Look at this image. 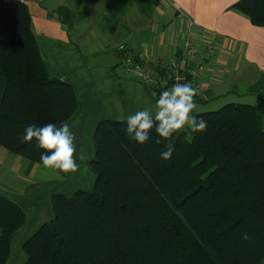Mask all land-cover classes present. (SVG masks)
Segmentation results:
<instances>
[{
  "label": "trees",
  "instance_id": "obj_1",
  "mask_svg": "<svg viewBox=\"0 0 264 264\" xmlns=\"http://www.w3.org/2000/svg\"><path fill=\"white\" fill-rule=\"evenodd\" d=\"M26 1L0 0V147L44 167L43 150L35 138L23 140L24 129L66 121L74 130L82 105L77 85L51 74ZM235 7L264 26V0ZM55 14L70 28L74 14L67 6ZM138 50L123 52L119 69ZM194 101L205 102L197 92ZM261 110L231 102L197 112L208 123L204 132L188 138L180 129L159 144L154 128L139 144L127 135L126 119H102L90 163L97 173L93 189L51 194L53 217L23 242L25 264H264ZM168 143L175 151L163 160ZM14 197L0 195V264H7L26 222Z\"/></svg>",
  "mask_w": 264,
  "mask_h": 264
},
{
  "label": "crops",
  "instance_id": "obj_2",
  "mask_svg": "<svg viewBox=\"0 0 264 264\" xmlns=\"http://www.w3.org/2000/svg\"><path fill=\"white\" fill-rule=\"evenodd\" d=\"M239 1L91 0L90 5V0H60L56 6L43 7L41 0H27L26 4L31 12L33 31L51 74L72 81L78 88L86 86L92 94L103 90L95 87L93 77L96 72L86 73V66L94 64L92 61L102 53L110 55L105 46H112L111 61L116 68L113 69L114 73L105 69L97 74L110 76L115 84L126 91L122 80L125 75L118 67L121 54L129 49L141 48L148 54L160 51L172 56L183 27L188 20H192L215 44L200 83L207 100L194 101L195 104H205L220 96L219 86L222 83H227V89L239 95L256 94L257 91L259 94V90H263L264 26L253 23L249 16L239 11L235 7ZM65 5L74 14L70 28L59 21L55 14L60 6ZM162 44H165L164 49ZM67 51H70L68 55ZM90 74L92 79L87 76ZM103 86L105 89L107 85ZM4 90L5 80L0 76V102ZM214 104L208 107L212 108ZM197 112L202 111L195 106L192 114ZM77 118L73 122L75 128ZM81 128L84 129V123ZM55 171L59 172L27 163L0 147V195L7 193L15 196L26 214V222L17 232L25 229L26 232H35L51 215L50 206L45 212L39 207L41 199L49 198L51 204V194L56 192V188L68 184L64 177L58 186L47 191L46 187L52 183L47 179V174ZM41 189L46 193L38 201L29 197L32 192ZM27 210L38 216L32 217L34 221L30 223L27 222Z\"/></svg>",
  "mask_w": 264,
  "mask_h": 264
},
{
  "label": "rangeland",
  "instance_id": "obj_3",
  "mask_svg": "<svg viewBox=\"0 0 264 264\" xmlns=\"http://www.w3.org/2000/svg\"><path fill=\"white\" fill-rule=\"evenodd\" d=\"M59 1L60 0H45L42 3L41 0L40 4H42L43 7H49L50 5L56 6ZM93 3L94 2H92V5H94ZM77 9H81V7ZM82 10H84L83 7ZM40 42L42 43L43 39H41ZM105 47L108 48V52L110 53V55L107 53H102L92 61V63L94 64L89 65V67L86 66V73L88 71L96 72L94 73L93 77L95 81V87L103 91H96L92 94L91 92H89V89L86 86L78 88V95L80 97L82 109L80 112V117L77 121L78 124L76 125V128H74V126V130L71 129V131L75 135V146L77 151L76 153H74V158L76 159L79 168L76 172L73 173L59 174V172L55 171V173L47 174V179L49 180V182H52L46 187L47 191L54 189L56 186H58L59 183L62 182L64 177L66 178V183L68 184H62L61 186L57 187V193L60 192L64 194H69L73 190L78 189L79 187L85 190H92L97 179V173L94 171V169H92L90 163L94 157L93 140L98 123L102 119L107 118L121 120V117L123 116L124 119H126L128 115L134 114L136 111L139 110L148 109L153 113L156 110V99L151 95L149 88L143 85V83L139 79L134 77L129 78V76H124V74L122 73L124 76L122 80L126 85L124 86L126 91H123L122 87H120V85L118 84H115V80H112L110 76L103 77L102 75L97 74V72L105 69L114 73L113 69L116 68L113 61H111V53L113 52L112 46L109 45ZM69 52L70 51L66 52L67 55ZM91 75L92 74L87 75L89 79H92ZM103 85H107L105 89ZM227 85V83H222L219 86L221 93L220 96L217 97V99L210 98L211 100L209 102H206L205 104H195L197 110H216L222 107L223 105L231 102L256 104L260 109L264 107V85L262 86L263 90H259V94L257 91L256 94L244 93V95H239L237 92L230 91L229 88L227 89ZM206 100L207 96L205 94L204 101ZM213 104L215 106H213L212 108L208 107L209 105ZM261 111L264 112V110ZM83 123L84 129L81 128ZM186 132L187 137L191 138V129H187ZM81 154H83L84 156L83 160L79 158ZM45 193L43 192V189H41L40 191L36 190L35 192H32L29 197H31L34 201H38V198H41V196H43ZM39 207L43 212H45L47 207H49L51 210L49 198H42ZM27 215L28 223L34 221V217H38L34 215V212L33 214H31L29 210H27ZM52 217L53 214L51 213V215L49 216V218L46 219V221H49V219H51ZM26 230L27 229H25V231L17 232L15 234L11 245V256L7 264H25L27 256L22 249V244L34 233L26 232Z\"/></svg>",
  "mask_w": 264,
  "mask_h": 264
},
{
  "label": "clouds",
  "instance_id": "obj_4",
  "mask_svg": "<svg viewBox=\"0 0 264 264\" xmlns=\"http://www.w3.org/2000/svg\"><path fill=\"white\" fill-rule=\"evenodd\" d=\"M194 96L195 90L189 84L177 83L171 89L162 91L156 100L154 113L144 109L127 116V135L137 143L144 144L150 140L151 130L154 128L157 137L155 142L159 144L170 140L180 129L190 128L192 133L204 132L208 126L207 121L191 114L195 108ZM121 120H124L123 116ZM34 138L37 146L43 150L40 160L45 169L61 173H73L78 170L79 165L74 158L77 151L75 135L68 122L59 125L48 123L42 127L30 123L24 129L23 140L32 142ZM165 149L160 153V157L170 160L175 146L168 143ZM79 158L83 160V154ZM244 238L247 239L246 234Z\"/></svg>",
  "mask_w": 264,
  "mask_h": 264
},
{
  "label": "built area",
  "instance_id": "obj_5",
  "mask_svg": "<svg viewBox=\"0 0 264 264\" xmlns=\"http://www.w3.org/2000/svg\"><path fill=\"white\" fill-rule=\"evenodd\" d=\"M25 1V0H22ZM164 45L163 49H164ZM215 44L205 31L192 20H188L181 32L174 55L160 52L148 54L144 49L128 53L121 61L120 70L125 76L139 79L149 87L154 97L159 98L164 90L175 84H189L199 99L205 92L200 85L206 64L213 55Z\"/></svg>",
  "mask_w": 264,
  "mask_h": 264
}]
</instances>
